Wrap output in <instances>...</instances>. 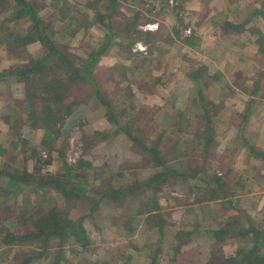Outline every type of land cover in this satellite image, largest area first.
I'll return each mask as SVG.
<instances>
[{"label": "rangeland", "instance_id": "374dc122", "mask_svg": "<svg viewBox=\"0 0 264 264\" xmlns=\"http://www.w3.org/2000/svg\"><path fill=\"white\" fill-rule=\"evenodd\" d=\"M183 1L184 0H141L138 3L128 2L121 4L122 7L117 11L118 13L116 12L115 18V27L118 28V31L122 29L124 25L137 21V25H139V28L137 27L138 30L150 34L151 31L157 32L159 30L160 34H156L154 37L150 36L152 38L147 43L145 40L143 41L141 39H138L137 42H131L130 38L127 39V35L125 39L119 37L121 41L117 40L110 44L107 47V51L105 50V54L94 67V76L97 81L96 85L94 81H92L94 86L89 84L91 87L88 86L85 91V93H89L90 91L95 92L98 87L107 96L111 104L115 106L117 115H121L123 110L131 114V125L146 131L145 136L149 139L147 140L149 148L153 147L154 143L160 142L158 137L163 136L162 140L166 142L162 145L159 144L156 155L172 169L173 166L171 164L174 163L175 159L172 155H169L165 146H173V139H175L178 141L175 144L181 145L187 153L190 147L187 140H193L195 132L197 133L204 130L201 129L204 124L201 103L206 95L204 89L206 86L204 85V80H195L188 76L191 65L189 66L184 62L191 58L188 57L190 53L187 49L188 45L185 42L191 37H195L194 40H197L200 36L197 35V37L193 34L194 28L195 30L197 29L199 33L202 32V38L208 36L213 37L208 47V50H211V52L218 50V45L219 47L233 46L227 36L221 43L220 40H222V37L220 40L218 37H214V32L222 35L223 31L229 32L231 28L241 26L248 18H251V22L247 24L244 29L258 30L264 35V17L261 15L252 17L255 12L262 10V3L264 0H224L222 3L219 0H212L211 3L209 2L208 5H205L209 9L207 15L213 13V17L215 18V20L211 22L215 24L211 25V29L204 19L202 20V25L197 27L196 24L201 22V20H198L194 16L192 17L191 11L186 9L183 5ZM64 2L67 3L61 6H63L66 11H71L72 15L76 16L79 21L82 22L84 19L88 24L91 23L94 25L88 29H81L72 40H69L64 37L67 23L59 24L58 22H54V19L59 15L55 9L51 8V0H46L44 2L45 7L40 10L39 16L46 22L53 21L51 30L56 32V36L54 37L56 41L68 46L67 51L71 56L76 57L78 61L81 60L82 63H86L89 55L92 54L93 51L102 49L103 45L107 42L106 37L111 34H109V30L105 26L96 23L97 17L94 9L86 8V0H64ZM228 2H231V4L228 5ZM40 5L41 2H39V6ZM205 6H202V8ZM227 6H230L231 9L234 10L227 12L225 10ZM171 15H176V19L180 23L178 32L175 33L173 31V35L168 31L169 22L162 19L171 17ZM3 18L4 16L2 15L0 19L2 20ZM175 21V17L173 16V23ZM177 21L176 23L178 24ZM188 30H191L192 33L188 34ZM68 31L70 32L71 30ZM124 32L125 31H122L121 33ZM237 36L236 42L243 40L242 37H239L240 35ZM256 38L257 40L259 38L257 33ZM127 43L130 44L127 45ZM194 44H196L195 41ZM172 46L174 49L173 63L170 64L169 67L166 65L161 67L158 60H152V57L155 55L160 57V55H164L166 50L170 51ZM201 46L202 45L197 46L196 48ZM258 46L259 45H257V47ZM37 48L38 44L31 46L30 53L32 55L37 53ZM233 49V52H238V48L233 47ZM126 50L129 51L130 55L126 53ZM142 58L147 60L145 64L147 70L144 71L139 69L144 71L142 76L137 79H132V76H123V74L125 75L129 72V69H127L126 72L122 70L125 68V61H131L132 65H134L136 64L135 60L139 59V61H141L140 59ZM263 59L259 61L258 64L264 63ZM13 66H15V63L9 60V56L5 51L0 49V70ZM151 67H155V69H149ZM169 70L170 76L168 74ZM209 71L208 69V73ZM182 76L188 77L192 86L190 83L182 86ZM260 76V71L256 69L254 78ZM159 78H161V80H159ZM124 79H132L133 84L123 83ZM213 79L217 87H214V89H225V85L222 86L219 77L215 76ZM141 82L145 83L149 93L160 90L162 96L158 95L159 98L157 101H150L148 105H141L137 101L134 93L138 92L137 88L140 89L139 83ZM10 83L12 84L11 95L6 91L5 97H0V118L11 116L14 121L19 120L20 124H18L17 127H20V129L16 128L14 133H8L9 128L6 126L0 129L3 134H9L8 137L6 135L7 142H4L3 139L0 138V146L7 151L6 155H0V169L5 168L12 173H22L24 171L33 173L37 164L39 167L40 164L51 159L49 165L42 166V174L49 172L57 175L64 172V159H67L70 164L76 165L81 158H84L85 160L95 163L94 169H97L98 176L104 180L103 186H105V191H109L112 188L120 191L125 189L130 190L134 182H139L141 184L140 188L142 189H136L132 195H129L126 200L122 202L116 203L110 199L104 200L100 204L99 213L101 211V215L97 219H87L85 221V225L92 230V238L95 245L83 255L82 259L71 260L69 258V260H71L70 264H103L107 261L109 264H115L117 257L126 255L127 257L132 255L141 256L142 259H148V263L143 262V264H152V256H154L156 249L160 246L159 240L161 239V233L159 234V228L157 226L153 225L151 227H146L145 225L149 214L146 212L151 208L150 203L153 193L149 190L150 188L148 186L145 187V183L142 184L140 181L144 179L149 180L154 174L163 172L164 168L152 167L153 156L147 154L143 149H135L133 144L118 133L115 125L108 120L107 116H104L107 109L104 104L99 103L98 97L93 95L94 93H92V98L88 101V107L85 105L83 106V115L78 112L68 118L67 122L70 134L67 136V140L64 141L63 137H60L55 145L52 143L50 144L49 152L46 147L42 146L43 141L46 140L45 131L37 128L34 129L28 119L24 120L21 113L23 106L19 105L18 107L13 102V100L19 101L25 99L24 87L22 85L18 86L19 84L14 80H11ZM177 86L181 89H187L188 87L192 90L186 106L182 109L180 108L181 110L178 109V112H180L179 114L183 113L184 117L178 119L177 114L174 120H169L170 118L165 119V115L175 116L177 111L173 109L175 105L171 108L172 106L169 104V100H167L169 95L164 91L167 90V87H172L174 89ZM130 88H134L133 91ZM171 94L172 92L170 96ZM222 94L224 95V92H222ZM77 95L79 94H76V96ZM219 98L221 99V97ZM220 99L216 100L219 104L221 103ZM214 119L215 122L213 125L217 134L215 138L217 146L213 151L214 155L211 157L213 162L209 165V171L210 173L216 172L221 164H223V166H225V163L230 165L233 162V153L237 154L238 158L235 163V171L230 169L231 167H228L231 171L229 172L228 183L231 188L234 187L238 192L237 196L233 198L235 201L234 206L238 208L236 212L238 214L241 212H248L252 225L255 226V224H260L263 225L262 228L264 229V211L253 213L252 215L250 213L252 212L251 209H253L254 204L256 206L264 204V198L259 200L258 198L260 197L253 198L252 194L254 192H260L261 187L264 188V178H260L256 170V168L261 169L264 165H259V167L256 166V168H254L252 166L253 162L251 158H249V156L255 157L258 151L252 152L250 149L237 150L234 147L235 142H233L236 135L235 129H229V124H226L224 121L219 122L217 118ZM98 122L101 128L106 129V131L97 129ZM171 124L174 126L170 127ZM181 130L183 131L179 133ZM93 131H100L104 134L108 133L110 136L107 138L103 134L94 136ZM85 132L90 133V136H86ZM17 134L21 137L17 136ZM226 140L229 141L228 145ZM13 142L19 143L18 149H14L11 145ZM25 142H27V146L31 149H39L41 162L36 158H31V152H28V154L25 153ZM200 149L196 153L199 158L200 154L202 155ZM192 159L195 160L194 158ZM255 159L258 158L255 157ZM258 160H260L262 164L264 163L261 159ZM189 168L191 174V171H196V164L192 161ZM224 169L227 168L225 167ZM92 174L95 175L93 172ZM254 174L255 178H252ZM219 175H222V173H219ZM256 176L258 177L256 178ZM161 177L162 180L165 181L162 185L164 196L159 199L158 203L161 217L163 216L162 218L166 222L167 231L164 232L166 234L173 230V239L178 232H188L191 233V238L185 237L181 239V244L184 246H182L181 249H177L178 253L174 261L173 254L175 251L173 248L175 247H173V244L170 245V243L165 242V245L159 248L160 251L156 255V264H209L215 252H217L216 255H218L219 258H235L241 244L236 240H226L222 242L211 239L208 234V232L218 229L219 225H221L218 223L219 216L222 217L225 222H231L230 224H233V221H231L227 215L229 211L225 210V204L218 200L211 202L203 201L202 199L206 198L207 188L198 184V181L185 183V178H181V180L176 179L174 181L173 170L166 173L163 172ZM256 182L258 185L257 190L255 185ZM29 192H32L33 199L35 192L33 190ZM101 193L104 194V192ZM157 194L160 195V193ZM90 195L96 199L94 194ZM237 201L239 202L237 203ZM58 203L63 205V199L61 197ZM75 208L72 215L73 217H79L81 214L88 215L90 213V207H86L83 201L76 203ZM185 210L189 211L187 215L184 214ZM161 219L157 218L155 220L159 223ZM224 221L222 222L223 224ZM101 226H103L104 229H102ZM104 233L105 235L103 236ZM168 235H171V233H168ZM34 249L35 247L31 245L22 247L15 246L9 249L0 245V261H3L4 264H10L9 261L14 259L16 253L30 252ZM67 249L71 250V247L67 246ZM3 250L6 252L1 257V251L3 252ZM130 253L132 254L130 255ZM68 257L69 252L67 253V258ZM126 259L127 258L124 259V262ZM121 260L119 264L124 263L123 258ZM51 263L52 261L47 259L46 256L35 262V264Z\"/></svg>", "mask_w": 264, "mask_h": 264}, {"label": "trees", "instance_id": "16d2710c", "mask_svg": "<svg viewBox=\"0 0 264 264\" xmlns=\"http://www.w3.org/2000/svg\"><path fill=\"white\" fill-rule=\"evenodd\" d=\"M45 1L0 0V17L4 16L2 20L0 19V49L5 51L9 60L15 63L13 67L0 70V97H5L6 91L11 95V80L24 87V100L17 101L10 98L18 107L19 105L23 106L21 113L24 120L28 119L34 129L45 131L46 140L43 141L42 146L50 152L51 143L55 145L60 137H63L64 141L67 140V136L70 134L68 118L75 114L77 108L82 110L84 105L87 106L88 101L92 98V93H94L93 95L98 97L99 103L104 104L107 109L104 116H107L108 120L115 125L118 133L133 144L135 149H143L147 154L153 156L152 167H163L165 173L173 170L174 181L176 179L181 180V178H185V183L198 181V184L207 188L206 198L202 199L203 201L218 200L225 204V210L230 212L227 215L233 224L225 222L219 216L218 223L221 225L208 234L211 239L222 242L236 240L241 246L235 258H219L216 255L217 252L213 253L209 264H264L263 225L255 224L253 226L248 212L239 214L236 212L238 208L234 206L233 198L237 196L238 192L234 187L231 188L228 183L229 172L231 171L228 168L224 169L222 164L216 172L210 173L209 171V165L213 162L211 157L214 155L213 151L217 146L215 140L217 134L213 125L214 118L218 120L224 104H219L215 99L203 98L201 104L204 124L201 129L204 130L195 132L193 140H187L191 147L188 148L189 151L186 153L181 145L175 144L178 142L175 139H173V146H165L169 155L175 159L174 163L171 164L172 169L156 155L159 144L162 145L166 142L162 140L163 136L158 137L160 142L154 143L153 147L149 148L147 143L149 139L145 136L146 131L131 125V114L123 110L121 115H117L115 106L98 87L95 92L85 93L88 86L91 87L89 84L94 86L92 81L96 85L94 67L110 44L120 40L119 37L125 39L126 35L127 39H131V42H137L138 39H141L147 43L151 39V34L138 30L137 21L126 24L122 29L117 30L118 28L115 27L116 12L122 7L119 0H86V8L94 9L97 17L96 23L105 26L112 36H107V42L102 49L93 51L89 55L88 61L82 63L81 60L78 61L76 57L68 53V46L56 41L54 38L56 32L51 30L53 21L46 22L39 16L40 10L45 7ZM134 1L138 3L141 0ZM39 2H41L40 6ZM66 3L64 0H51L50 6L59 15L54 19V22L67 23L64 37L72 40L81 29H88L94 24H88L84 19L82 22L79 21L76 16L72 15L71 11H66L61 6ZM262 7V10L255 12L252 17L259 15L264 17V1ZM250 22L251 18H248L244 24L231 28L229 32L241 33ZM122 31L125 32L121 33ZM254 32L259 36L257 44L259 45V52L264 57V35L258 30H254ZM194 39L191 37L185 42L188 47L195 48ZM36 44H38L36 52L39 54L32 55L30 47ZM129 44L127 43V45ZM126 53L129 51L126 50ZM188 61L191 63V69L188 72L190 78L204 80V83L209 84L214 82V77H209L208 68L202 61L193 58H189ZM142 64H146L145 59L142 60ZM260 77H264V74H261ZM237 79L241 78L237 77ZM76 94L79 95L76 96ZM179 113L177 111L175 116L165 115V119L174 120L177 114L178 119L184 117L183 113ZM18 124L20 121H14L11 116L0 118V129L6 126L9 128L8 133H14L16 128L20 129L17 127ZM173 126L171 124V127ZM8 133L6 134L7 137L9 136ZM101 134L105 135L106 138L110 136L108 133L93 131L94 136ZM6 135L0 131V138L4 142H7ZM85 135L90 136V133L85 132ZM17 136L21 137L18 134ZM18 144L13 142L11 145L14 149H18ZM24 144L25 153L31 152V158H36L41 162L39 149H31L27 146V142ZM199 149L202 151L200 158L196 155ZM251 151L255 152L256 150L251 149ZM6 153V149L0 146V155H6ZM256 153L255 157L264 161V152L258 151ZM192 161L196 164V171L193 170L190 174L189 166ZM50 162L51 159L43 162L39 167L37 164L33 173L27 171L12 173L5 168L0 169V245L6 249L28 245L35 247L30 252L16 253L14 259L9 261L10 264H35L44 256L52 261L51 264H70L71 260L82 259L83 255L95 245L92 230L85 225V221L97 219L101 215L99 209L104 200L112 199L116 203L122 202L136 189H142L139 182H134L130 190L120 191L112 188L107 190L108 192L105 191L104 180L98 176L97 169H94L95 163L84 158H81L76 165H72L67 159H64V172L57 175L49 172L42 174V166H47ZM163 172L154 174L149 180L140 181L142 184L145 183V187L148 186L153 193L151 208L146 212L149 214L145 225L146 227L154 225L159 228V234L161 233L159 248H162L165 242L170 243V245L173 244L175 247L173 248L175 251V255L173 254L174 261L178 253L177 249L184 246L181 244V239L191 238V233L178 232L173 239V230L168 232L172 236L164 232L167 231L166 222L162 218L163 216L161 217L158 203L159 199L164 196L162 185L165 181L161 177ZM218 172L222 175H219ZM30 190L35 192L33 199ZM90 194H94L96 199ZM60 197L63 199V205L58 203ZM79 201H83L86 207H90V213L73 217L76 203ZM157 218H162L159 220L161 223L156 222L155 219ZM101 228L104 229L103 226ZM67 246L71 247V250H68ZM159 248L152 256V264L157 263L156 255L160 251ZM5 252V250L1 251V257ZM68 252L69 257L67 258ZM122 258L123 262L127 258L123 264H131L133 259L127 255L120 256L116 258L115 264H119ZM0 264H4L3 261H0ZM103 264H109V262Z\"/></svg>", "mask_w": 264, "mask_h": 264}, {"label": "crops", "instance_id": "0c3cea01", "mask_svg": "<svg viewBox=\"0 0 264 264\" xmlns=\"http://www.w3.org/2000/svg\"><path fill=\"white\" fill-rule=\"evenodd\" d=\"M219 1L222 3L224 0H219ZM128 2L135 3L134 0H128V1L119 0V3L121 4H125ZM209 2L211 3L212 0H205V1L184 0L183 1V5L186 7V9L191 11L192 17L194 16L198 20H201V22L196 24L197 27H200L202 25L203 19L207 21L208 25L210 26V29H211V25H215L214 23L213 24L211 23L213 20H215V18L213 17V13L207 15V13L209 12V9L205 5H208ZM229 4H231V2H228V5ZM202 6H205V7L202 8ZM225 10L227 12H230L234 9H231L230 6H227ZM173 16L175 17V20L177 21L176 15H171V17L162 18L164 21L167 20L169 22L168 31H170L172 35H173V31L175 33L178 32L179 30L178 27L180 26V23L178 21H177L178 24L176 23V21L173 23ZM159 32H160L159 30L157 32L151 31V36L154 37L156 34H160ZM193 34H195V36L200 35L199 36L200 38L197 36L198 39L194 40L196 42L195 48L187 47L190 53L188 57L202 61L207 66V68L210 70L209 77L211 78L215 76L219 77V79L222 82V86L225 85L224 86L225 89L223 88L221 90L220 89L216 90L214 89V87H216L215 82H212L211 84L209 83L204 84L206 86L204 88L205 94H206L205 97L207 99H215V100H219L220 99L219 97H221L220 102L224 104L223 110L221 111V115L218 116V121L219 122L224 121L226 124H229L228 125L229 129L231 128L235 129L236 135H235L233 142H235L234 147L237 150L254 149L256 151L264 152V149H263V146H264V77L254 78L256 75V69L257 71H260V74H264V64L263 63L258 64V62L261 61L264 57L259 52V46L257 47L258 45L257 38H256V34L254 30L244 29V31L241 33H236V32L231 33V32L223 31L222 35L218 34L217 32H214L213 33L214 37H218L219 40L222 37V40H220V42L221 41L223 42L224 38L227 36L229 40L231 41V45H233V46H228V47H219L218 45L217 47L218 50L214 52H211V50H208L210 40L213 39L212 36L202 38V35H203L202 32L199 33V31L197 29L195 30V28H194ZM237 35H240L239 37H242L243 40L240 42L238 41L236 42L235 40L238 37ZM200 45L202 46L196 48L197 46H200ZM233 47L238 48L237 53L232 51L234 50ZM173 55H174V49L172 46L170 51L166 50L164 55H160V57L158 55L157 56L155 55L154 57H152V60L153 61L158 60V63H160L161 67H163L164 65L169 67V65L173 63ZM143 59L144 58L140 59L141 61H139V59L135 60L136 64L134 65H132L131 61H127V62L125 61V68H123L122 70L126 72V70L129 69L128 70L129 72L128 74H125L124 76L125 77L132 76V79L134 78L137 79L140 76H142L144 74V71L147 70L145 68V65L142 64ZM184 62H186V64L189 66L191 65L188 60H185ZM139 69H142L144 71L139 70ZM149 69H155V67H151ZM168 72L170 76V70ZM237 77H240L241 79L238 80ZM165 78H168V77H165ZM182 78H183L182 86L187 85V83L191 84L190 79L188 77L182 76ZM132 79H128V80L124 79L123 83H126V84L132 83ZM159 80H161V78H159ZM139 84H140V89L137 88L138 92L137 93L134 92V93L136 95L137 101L141 105L142 104L148 105L150 101H157V99L159 98L158 95L162 96L160 90L152 91V93H149V90L148 88H146L145 83L141 82ZM242 85L243 86L245 85V87L243 88ZM130 89L133 91L134 88L133 89L130 88ZM166 89L168 91L165 90L164 92H166L169 95V98L167 100H169V104H171L172 106L171 108H173V105H175V108H173L174 111H178V109L180 108L182 109L186 106L187 102L189 101L188 98L190 96V92L192 91L191 89H189L188 87L187 89H181L178 86L175 87L174 89L172 87H169V88L167 87ZM173 91H174V97H173ZM171 92L172 94L170 96ZM222 92H224V95L222 94ZM78 112H80V114L83 115V112L80 108H77V110L74 113L76 114ZM97 127H98L97 129L106 131V129L101 128V125L99 122L97 124ZM226 141L228 145L229 141L228 140ZM233 154H234V157L232 158L233 162L230 165H227L225 163L224 167L226 168L231 167L230 169L235 171L236 169L235 163H236V159L238 158V156L235 153ZM249 158H251L253 162L252 166L254 168H256V166L259 167V165H264V163L262 164L260 160L255 159V157L253 156H249ZM256 170L259 173L258 174L259 177L264 178V166H262L261 169L256 168ZM257 177L258 176H256V178ZM252 178H255V174ZM255 185H256V190H257V186H258L257 182L255 183ZM252 194H253V198L260 197L258 198L260 200L264 198V188L261 187L260 192H254ZM251 210H252V212H250L251 215L257 212H263L264 204L263 205L261 204L260 206H256L254 204L253 209ZM188 213H189L188 210L184 211V214L187 215ZM131 254L132 253H130V255ZM131 257L133 258L131 264H143V262L148 263V259H142L141 256L132 255Z\"/></svg>", "mask_w": 264, "mask_h": 264}, {"label": "built area", "instance_id": "2783aa9c", "mask_svg": "<svg viewBox=\"0 0 264 264\" xmlns=\"http://www.w3.org/2000/svg\"><path fill=\"white\" fill-rule=\"evenodd\" d=\"M192 32H191V30H188V34H191ZM145 49V48H144Z\"/></svg>", "mask_w": 264, "mask_h": 264}]
</instances>
